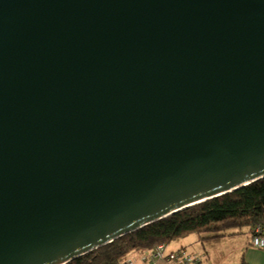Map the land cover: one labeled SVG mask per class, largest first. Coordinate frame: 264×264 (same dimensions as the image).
Masks as SVG:
<instances>
[{"label": "water", "instance_id": "1", "mask_svg": "<svg viewBox=\"0 0 264 264\" xmlns=\"http://www.w3.org/2000/svg\"><path fill=\"white\" fill-rule=\"evenodd\" d=\"M262 179L264 0H0V264Z\"/></svg>", "mask_w": 264, "mask_h": 264}, {"label": "trees", "instance_id": "2", "mask_svg": "<svg viewBox=\"0 0 264 264\" xmlns=\"http://www.w3.org/2000/svg\"><path fill=\"white\" fill-rule=\"evenodd\" d=\"M257 227H264V179L150 224L68 264H123L130 258L152 254L159 245L191 235L213 239L240 234L242 229L248 230L252 247Z\"/></svg>", "mask_w": 264, "mask_h": 264}, {"label": "crops", "instance_id": "3", "mask_svg": "<svg viewBox=\"0 0 264 264\" xmlns=\"http://www.w3.org/2000/svg\"><path fill=\"white\" fill-rule=\"evenodd\" d=\"M247 231L242 229L240 234L213 239L201 240L199 236L185 238L167 245L166 252L182 250L195 257L194 264H264V251L250 246V234ZM155 264L167 263L160 261Z\"/></svg>", "mask_w": 264, "mask_h": 264}, {"label": "built area", "instance_id": "4", "mask_svg": "<svg viewBox=\"0 0 264 264\" xmlns=\"http://www.w3.org/2000/svg\"><path fill=\"white\" fill-rule=\"evenodd\" d=\"M255 235L251 240V245L257 250H264V227L256 228ZM165 245L157 246L153 253L148 256H140L139 258H130L123 264H155L158 260H165L169 264H194L195 257L184 251L166 252Z\"/></svg>", "mask_w": 264, "mask_h": 264}, {"label": "rangeland", "instance_id": "5", "mask_svg": "<svg viewBox=\"0 0 264 264\" xmlns=\"http://www.w3.org/2000/svg\"><path fill=\"white\" fill-rule=\"evenodd\" d=\"M197 236H198V235H191V236H189V237H187V238H193V237H194V238H195V237L197 238ZM176 242H177V241L172 242L171 244H175Z\"/></svg>", "mask_w": 264, "mask_h": 264}]
</instances>
